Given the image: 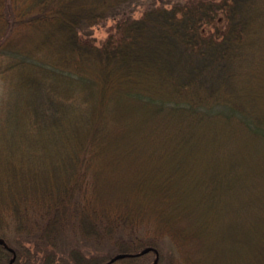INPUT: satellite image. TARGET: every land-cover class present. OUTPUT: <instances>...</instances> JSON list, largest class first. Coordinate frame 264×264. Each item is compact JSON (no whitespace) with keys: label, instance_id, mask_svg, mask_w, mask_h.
Segmentation results:
<instances>
[{"label":"trees","instance_id":"obj_1","mask_svg":"<svg viewBox=\"0 0 264 264\" xmlns=\"http://www.w3.org/2000/svg\"><path fill=\"white\" fill-rule=\"evenodd\" d=\"M129 1L0 0V264H264V0Z\"/></svg>","mask_w":264,"mask_h":264},{"label":"rangeland","instance_id":"obj_2","mask_svg":"<svg viewBox=\"0 0 264 264\" xmlns=\"http://www.w3.org/2000/svg\"><path fill=\"white\" fill-rule=\"evenodd\" d=\"M181 0H131L127 3L121 4L120 6L116 7L113 11L115 15H128L137 17L141 14L142 10L149 5L152 4H171ZM113 22L111 17L105 19L102 23L97 26H93L89 31L95 37L96 41L99 42L102 40L106 33L108 26ZM1 95V94H0Z\"/></svg>","mask_w":264,"mask_h":264},{"label":"water","instance_id":"obj_3","mask_svg":"<svg viewBox=\"0 0 264 264\" xmlns=\"http://www.w3.org/2000/svg\"><path fill=\"white\" fill-rule=\"evenodd\" d=\"M0 242H3V240L0 238ZM9 248V250H11L12 252H13V249L11 248V247H8ZM148 250H150V247H146V248H144V249H142L139 253L141 254V253H145V252H147ZM156 252V251H155ZM126 254L125 253H117V254H115V255H113L110 259H109V261H114V260H116V259H118V258H121V257H123V256H125ZM14 257H15V255H14V252H13V256L10 258V260H9V264H11L12 263V261L14 260ZM153 264H158V262H157V255H156V257L154 258V260H153Z\"/></svg>","mask_w":264,"mask_h":264}]
</instances>
